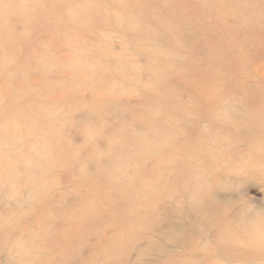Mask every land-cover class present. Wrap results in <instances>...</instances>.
I'll return each mask as SVG.
<instances>
[{
    "label": "rangeland",
    "instance_id": "374dc122",
    "mask_svg": "<svg viewBox=\"0 0 264 264\" xmlns=\"http://www.w3.org/2000/svg\"><path fill=\"white\" fill-rule=\"evenodd\" d=\"M8 248L264 264V0H0Z\"/></svg>",
    "mask_w": 264,
    "mask_h": 264
},
{
    "label": "clouds",
    "instance_id": "9594fccd",
    "mask_svg": "<svg viewBox=\"0 0 264 264\" xmlns=\"http://www.w3.org/2000/svg\"><path fill=\"white\" fill-rule=\"evenodd\" d=\"M26 256V250L8 248L0 251V257H7L6 259L0 260V264H30Z\"/></svg>",
    "mask_w": 264,
    "mask_h": 264
},
{
    "label": "bare ground",
    "instance_id": "6f19581e",
    "mask_svg": "<svg viewBox=\"0 0 264 264\" xmlns=\"http://www.w3.org/2000/svg\"><path fill=\"white\" fill-rule=\"evenodd\" d=\"M21 109V108H20ZM11 113H13V111H10ZM8 121H9V119L8 120H6V123H8ZM147 133H149V132H147ZM152 133V132H151ZM151 133H149V135H151Z\"/></svg>",
    "mask_w": 264,
    "mask_h": 264
}]
</instances>
